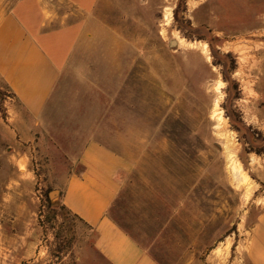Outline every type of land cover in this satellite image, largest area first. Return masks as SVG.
Instances as JSON below:
<instances>
[{"label": "rangeland", "instance_id": "rangeland-1", "mask_svg": "<svg viewBox=\"0 0 264 264\" xmlns=\"http://www.w3.org/2000/svg\"><path fill=\"white\" fill-rule=\"evenodd\" d=\"M13 1L0 0V13ZM180 2H100L27 165L12 158V108L0 100V264L105 263L92 229L62 204L89 140L124 154L110 214L160 264H246L264 211V156L241 142L242 126L264 133V0H186L175 18Z\"/></svg>", "mask_w": 264, "mask_h": 264}, {"label": "crops", "instance_id": "crops-1", "mask_svg": "<svg viewBox=\"0 0 264 264\" xmlns=\"http://www.w3.org/2000/svg\"><path fill=\"white\" fill-rule=\"evenodd\" d=\"M101 1L14 0L0 13V85L13 95L6 101L12 108L6 138L16 165H27L30 149L40 141L43 113ZM59 2L72 12L61 14ZM129 169L124 154L89 140L78 164L68 167L62 204L94 232V251L105 262L100 264H160L110 214L122 188L118 176ZM243 254L246 264H264V211L249 232Z\"/></svg>", "mask_w": 264, "mask_h": 264}, {"label": "trees", "instance_id": "trees-1", "mask_svg": "<svg viewBox=\"0 0 264 264\" xmlns=\"http://www.w3.org/2000/svg\"><path fill=\"white\" fill-rule=\"evenodd\" d=\"M185 2H186V0H181L179 6L175 9V11H174L175 18H177L178 14H179V11L183 7ZM179 29H180V31H184V29L181 28V27ZM190 39H192V38H190ZM199 39L206 40V38H204L203 36L199 37ZM209 46L212 49V51H215L214 50L215 49V45L213 44V42H209ZM216 54H217V52H216ZM224 57L226 59H231L232 58V54L228 53ZM214 64L215 65H224V66H226L225 62L222 61V59H217V57L215 55H214ZM229 68H230L231 72L234 71L235 68H236L235 62H232V64L229 66ZM225 81L226 82H231V80H230V78L228 76H225ZM12 96H13L12 92L9 90V88L6 85L5 86L4 85H0V100H4L7 97H12ZM232 123H235V121L232 120ZM242 127H244V129H245V132L243 133V137H242V140H241L242 144L244 145L245 153L246 154L255 153L258 156H264V133H262L260 131H255L251 127H246V126H242ZM242 127L237 126L236 124L234 126L236 131H238L240 133L242 131ZM64 208H66V207L64 206Z\"/></svg>", "mask_w": 264, "mask_h": 264}, {"label": "bare ground", "instance_id": "bare-ground-1", "mask_svg": "<svg viewBox=\"0 0 264 264\" xmlns=\"http://www.w3.org/2000/svg\"><path fill=\"white\" fill-rule=\"evenodd\" d=\"M243 188L246 190V192L250 191V188H249V185H248V181L247 182L245 181Z\"/></svg>", "mask_w": 264, "mask_h": 264}, {"label": "water", "instance_id": "water-1", "mask_svg": "<svg viewBox=\"0 0 264 264\" xmlns=\"http://www.w3.org/2000/svg\"><path fill=\"white\" fill-rule=\"evenodd\" d=\"M171 44H172V46H175V45H176V41H172ZM55 194H56V192H53V193H52V196H54Z\"/></svg>", "mask_w": 264, "mask_h": 264}, {"label": "built area", "instance_id": "built-area-1", "mask_svg": "<svg viewBox=\"0 0 264 264\" xmlns=\"http://www.w3.org/2000/svg\"><path fill=\"white\" fill-rule=\"evenodd\" d=\"M12 97H7V99H11Z\"/></svg>", "mask_w": 264, "mask_h": 264}]
</instances>
